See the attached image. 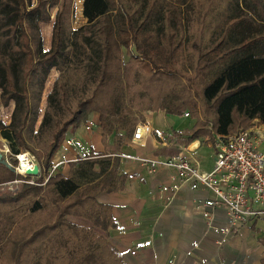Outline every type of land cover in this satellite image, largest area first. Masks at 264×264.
I'll return each instance as SVG.
<instances>
[{"label":"trees","instance_id":"obj_1","mask_svg":"<svg viewBox=\"0 0 264 264\" xmlns=\"http://www.w3.org/2000/svg\"><path fill=\"white\" fill-rule=\"evenodd\" d=\"M73 13L74 0H0V108L13 103L0 135L10 156L28 153L40 168L24 177L0 154V264H125L107 240L111 207L97 197L123 190L120 159L108 155L142 112L195 120L175 133V146L156 151L164 157L264 125V0H83L86 23L77 29ZM91 114L104 152L48 177Z\"/></svg>","mask_w":264,"mask_h":264},{"label":"crops","instance_id":"obj_2","mask_svg":"<svg viewBox=\"0 0 264 264\" xmlns=\"http://www.w3.org/2000/svg\"><path fill=\"white\" fill-rule=\"evenodd\" d=\"M82 3L83 0L81 16ZM83 22L86 23L84 18ZM42 25L44 24H40V27ZM50 31L51 29H47V41L43 39L44 50L50 48ZM8 107L12 112L13 103ZM145 125L150 127L152 133H145L136 141L133 140V130L131 138L125 140L119 153L156 158L164 157L155 156L160 148L175 146V133L178 130H169L171 133L175 132L171 135L162 131L164 135L158 127L150 125L147 119ZM93 137L98 139V142H93ZM69 138L74 141L76 147L70 148L63 144L52 164L55 166L63 163L57 171L64 176H68L69 165L74 164L64 163L71 155L101 153L105 150L96 114H91L85 124L70 133ZM203 145L213 150L214 157L215 149L208 140L204 143L195 141L189 146L177 148H187L190 155L201 163V170L209 172L213 159L208 163L206 158H200L196 154ZM94 171L99 172V168H94ZM118 175L126 177L123 190L102 193L97 197V202L111 207L116 228L108 230L107 240L119 251L125 264H260L264 258V246L259 243L260 239H264V218L249 219L230 235L226 243L218 246V236L208 230L202 217L203 206L212 201L211 192L192 191L185 187L176 197L168 200L170 194L161 192V188L170 187L176 182L173 171L159 169L151 174L147 167L135 161L120 160ZM209 210L215 215V225L223 227V209ZM75 219L81 218H74L72 222L75 224L91 227L86 220L82 219L84 222L76 223Z\"/></svg>","mask_w":264,"mask_h":264},{"label":"built area","instance_id":"obj_3","mask_svg":"<svg viewBox=\"0 0 264 264\" xmlns=\"http://www.w3.org/2000/svg\"><path fill=\"white\" fill-rule=\"evenodd\" d=\"M182 117L188 118L189 115L185 113ZM252 127L229 136L214 137L213 166L209 172L201 170L199 161L191 156L185 147H180V153L172 157L142 158L122 153L108 156L138 162L147 167L151 174L159 169L173 171L176 182L170 187L161 188V192L170 194L168 200L176 197L185 187L192 191L211 192L212 201L203 206L202 217L208 230L218 236L216 244L221 246L249 219L264 218V125L255 121ZM150 132L149 126L137 125L134 128L133 140H140L145 133ZM64 145L76 147L72 139H66ZM5 151L9 153L8 149ZM22 155L26 157L28 168L22 165ZM88 159L89 154L79 153L71 155L64 163H77ZM14 161L17 162V166L13 167L15 172L23 176L26 170H33L37 165L35 158L28 153L15 155ZM6 163L11 166L8 161ZM61 164L52 166L48 177L56 174ZM28 183L33 184V181ZM209 208L223 209L225 214L223 227L215 225V215Z\"/></svg>","mask_w":264,"mask_h":264},{"label":"rangeland","instance_id":"obj_4","mask_svg":"<svg viewBox=\"0 0 264 264\" xmlns=\"http://www.w3.org/2000/svg\"><path fill=\"white\" fill-rule=\"evenodd\" d=\"M32 2H34V0H32ZM55 12H56V9H52L51 10V20H53L54 15H55ZM83 23H84L83 22V18L81 16V0H74V13H73L72 18H71V27H72V29H77ZM48 25L51 26L50 29H52V23H49ZM41 29H42V27H40V31H41ZM47 29H49L48 26H45L43 28L45 42L47 41V37H48ZM50 39H51V36H50ZM42 40H43V37H42ZM49 42H50V40H49ZM47 47H48V45H47ZM43 49H45V47H43ZM46 49H48V48H46ZM52 72H54V71H52ZM52 72H51V75H52ZM57 75H58V73L55 71L53 73L54 79L57 77ZM54 79L52 81V84L54 82ZM51 88H52V86H51ZM51 88L49 90H46V92L48 93L51 90ZM47 93L45 95H47ZM44 105H45V102L42 101V104H41V108L42 109L44 108ZM10 114H11L10 107H6V108L2 107V108H0V119L5 124H8L9 123ZM142 115L144 117V119H143L144 121L138 123L137 125H145L146 119H147V121H148V123L150 125H152L153 127H158L157 129L160 132L165 131L168 135H171V134H174L175 133V132L174 133H171L169 130H172V131L173 130L174 131L175 130H178V131L185 130L186 128H189L191 126V124L195 121L192 118L191 119H186V118H183L182 116H170V115H166L163 111H148V112H142ZM150 133H152V132H150ZM94 141L95 142H98V139H96L95 137H93V142ZM6 146H7V142L0 135V154L1 155H4L6 161H8L9 163L12 164L14 162V156L13 157L10 156V154L5 151ZM196 154L200 158H206V162H208V163L210 161L212 162V159H213V150L209 146L203 145L202 147H200L199 150H197ZM200 165H201V163H200ZM57 173H58V171H57ZM39 174H40V168H39ZM30 177H33V176H30ZM11 185L12 184H10L9 186H11ZM68 219L70 221H74V218L72 219V218L69 217ZM75 222L76 223H81V222H84V221L82 219H75Z\"/></svg>","mask_w":264,"mask_h":264},{"label":"water","instance_id":"obj_5","mask_svg":"<svg viewBox=\"0 0 264 264\" xmlns=\"http://www.w3.org/2000/svg\"><path fill=\"white\" fill-rule=\"evenodd\" d=\"M39 174V168L37 165L34 166L33 170H26L24 172V176H33V177H37Z\"/></svg>","mask_w":264,"mask_h":264},{"label":"bare ground","instance_id":"obj_6","mask_svg":"<svg viewBox=\"0 0 264 264\" xmlns=\"http://www.w3.org/2000/svg\"><path fill=\"white\" fill-rule=\"evenodd\" d=\"M25 159H26V157H25L24 155H22V156H21V160L23 161V162H22V165H23V167L28 168V163L25 162Z\"/></svg>","mask_w":264,"mask_h":264}]
</instances>
